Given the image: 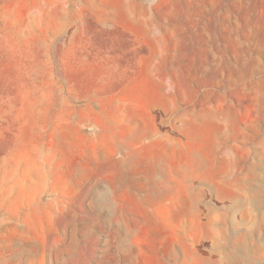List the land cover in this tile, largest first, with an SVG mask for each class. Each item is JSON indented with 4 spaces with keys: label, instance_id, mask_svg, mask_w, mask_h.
Segmentation results:
<instances>
[{
    "label": "rangeland",
    "instance_id": "374dc122",
    "mask_svg": "<svg viewBox=\"0 0 264 264\" xmlns=\"http://www.w3.org/2000/svg\"><path fill=\"white\" fill-rule=\"evenodd\" d=\"M0 264H264V0H0Z\"/></svg>",
    "mask_w": 264,
    "mask_h": 264
}]
</instances>
